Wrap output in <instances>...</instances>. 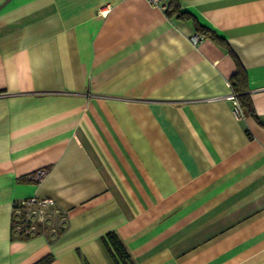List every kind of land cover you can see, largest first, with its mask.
I'll list each match as a JSON object with an SVG mask.
<instances>
[{
  "label": "crops",
  "instance_id": "crops-1",
  "mask_svg": "<svg viewBox=\"0 0 264 264\" xmlns=\"http://www.w3.org/2000/svg\"><path fill=\"white\" fill-rule=\"evenodd\" d=\"M174 1L0 0V264H264V0Z\"/></svg>",
  "mask_w": 264,
  "mask_h": 264
},
{
  "label": "trees",
  "instance_id": "trees-1",
  "mask_svg": "<svg viewBox=\"0 0 264 264\" xmlns=\"http://www.w3.org/2000/svg\"><path fill=\"white\" fill-rule=\"evenodd\" d=\"M165 11L167 14L171 15L173 13L176 14V16H184L188 15L186 12H183L179 9L177 3L174 0H169L168 4L165 8ZM205 37V33L208 32V30L203 26H198L197 28ZM237 68L234 74L230 78V84L233 88V91L236 95L237 101L239 105L246 111V112H253V107L251 105L250 99L247 94V74L244 70V68L241 66L239 61L236 62ZM46 172V170H45ZM33 174V173H32ZM27 180L32 181L29 178V175L26 177ZM13 208L16 210L19 208V203H15ZM16 221H14V224ZM14 226V225H13ZM29 226V225H27ZM15 227V226H14ZM21 235V234H19ZM103 243L111 256L113 257L116 264H120L118 260L121 262V264H130L131 259L129 257V254L125 250L122 242L118 238V236L114 232H109L104 238ZM53 260L52 255H47L34 264H49Z\"/></svg>",
  "mask_w": 264,
  "mask_h": 264
},
{
  "label": "built area",
  "instance_id": "built-area-1",
  "mask_svg": "<svg viewBox=\"0 0 264 264\" xmlns=\"http://www.w3.org/2000/svg\"><path fill=\"white\" fill-rule=\"evenodd\" d=\"M150 4L154 5V6H157L161 9H164L166 8V5L164 3V0H147ZM108 10H105V11H102L101 13L103 14H106ZM205 38V36L201 33H195V34H192L190 37H189V41L193 44V45H197L199 44L203 39ZM227 99H229L232 103V107H233V113H234V116L237 118V119H241L246 111L239 105L238 101H237V98H236V95L235 93H230L226 96ZM45 170H40L36 173H33V174H30L29 175V178L31 180H34V181H39L43 178V176L45 175ZM54 204V201L52 198L50 197H44V198H38V197H35V196H32V197H29L27 199H23L21 202H19V205H24V206H28V207H31L32 210L30 211L32 214H36L37 217H36V221H39L41 222L44 218V210H45V207L48 206V205H53ZM18 213V210L16 209L15 210V215ZM29 217V216H28ZM29 220V219H27ZM29 225V226H27ZM31 227L30 223H15V230L17 231V233H20V234H28V230L29 228Z\"/></svg>",
  "mask_w": 264,
  "mask_h": 264
},
{
  "label": "rangeland",
  "instance_id": "rangeland-1",
  "mask_svg": "<svg viewBox=\"0 0 264 264\" xmlns=\"http://www.w3.org/2000/svg\"><path fill=\"white\" fill-rule=\"evenodd\" d=\"M17 210L18 213L15 215V221L17 223H30L31 227L29 228L28 232H35L37 230V227L35 225L37 215L30 212L32 208L24 205H19V208H17ZM44 212V218L41 223L45 224L46 230L52 232L53 234H57L61 229V225H63V221L61 222L57 217L51 216L50 213H47L45 210ZM15 232L17 231L15 230Z\"/></svg>",
  "mask_w": 264,
  "mask_h": 264
}]
</instances>
